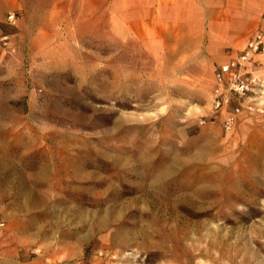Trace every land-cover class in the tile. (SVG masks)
Instances as JSON below:
<instances>
[{
	"label": "rangeland",
	"instance_id": "rangeland-1",
	"mask_svg": "<svg viewBox=\"0 0 264 264\" xmlns=\"http://www.w3.org/2000/svg\"><path fill=\"white\" fill-rule=\"evenodd\" d=\"M139 11L0 0V254L264 264V86L229 130L213 101L244 45L186 53L177 22Z\"/></svg>",
	"mask_w": 264,
	"mask_h": 264
},
{
	"label": "crops",
	"instance_id": "crops-1",
	"mask_svg": "<svg viewBox=\"0 0 264 264\" xmlns=\"http://www.w3.org/2000/svg\"><path fill=\"white\" fill-rule=\"evenodd\" d=\"M127 1L148 10V14L133 12L130 15L133 20L147 15L148 21L151 17H162L164 21L177 22L182 31L180 49L194 55L205 54L209 60H225L223 56L228 47L245 46L253 32L260 25L264 27V0H176L174 6L163 0ZM241 50L231 51L226 61ZM255 59L258 60L257 72L264 71V56L258 55ZM10 255L9 249L3 250L0 264H46V258H12Z\"/></svg>",
	"mask_w": 264,
	"mask_h": 264
},
{
	"label": "built area",
	"instance_id": "built-area-1",
	"mask_svg": "<svg viewBox=\"0 0 264 264\" xmlns=\"http://www.w3.org/2000/svg\"><path fill=\"white\" fill-rule=\"evenodd\" d=\"M9 20L14 22V14H9ZM258 55L264 56V27H258L243 49L220 64L214 73V108L223 113V126L226 130L236 125L242 101L255 94L257 88L264 86V79L255 75L258 63L255 57ZM234 101L238 103L231 107Z\"/></svg>",
	"mask_w": 264,
	"mask_h": 264
}]
</instances>
